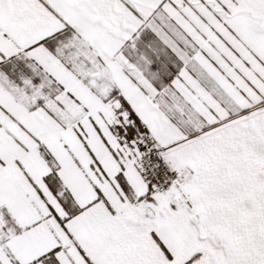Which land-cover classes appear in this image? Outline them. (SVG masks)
<instances>
[{"label": "snow or ice", "instance_id": "obj_1", "mask_svg": "<svg viewBox=\"0 0 264 264\" xmlns=\"http://www.w3.org/2000/svg\"><path fill=\"white\" fill-rule=\"evenodd\" d=\"M0 264H264V0H0Z\"/></svg>", "mask_w": 264, "mask_h": 264}]
</instances>
